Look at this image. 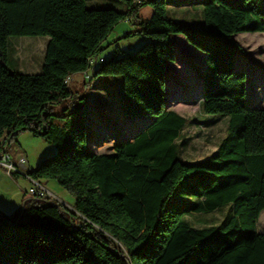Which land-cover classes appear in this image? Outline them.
<instances>
[{"label":"trees","instance_id":"obj_1","mask_svg":"<svg viewBox=\"0 0 264 264\" xmlns=\"http://www.w3.org/2000/svg\"><path fill=\"white\" fill-rule=\"evenodd\" d=\"M123 2L119 11L90 9L87 0H0V159L25 133L53 144L57 154L27 177L56 182L81 216L41 197L24 200L13 217L0 211V264H264V108L248 105V75L235 64L244 55L235 36L264 33V0H202L203 30L171 18V0ZM147 6L153 13L143 19ZM125 20L149 42L102 58ZM175 35L204 55L201 110L228 117L216 149L192 163L181 160L178 143L187 120L166 101ZM13 36L49 37L42 73L9 70ZM78 73L122 77L123 115L151 123L110 153L88 151L86 96L83 109L50 108L73 99L67 80ZM187 196L193 201L182 206ZM224 207L217 225L184 219Z\"/></svg>","mask_w":264,"mask_h":264},{"label":"rangeland","instance_id":"obj_2","mask_svg":"<svg viewBox=\"0 0 264 264\" xmlns=\"http://www.w3.org/2000/svg\"><path fill=\"white\" fill-rule=\"evenodd\" d=\"M88 8L113 7L119 11L125 10L123 0H87ZM153 13L151 7L142 9L143 19H149ZM168 14L175 20L187 22L198 30L204 28L202 0H171ZM139 27L125 20L121 22L109 36V47L102 52V58H119L124 53L135 54L137 50L149 42V39L137 34ZM128 33L132 36L125 38ZM236 41L243 47L244 55L237 56V70H244L248 75L247 96L250 107L264 108V33H241L235 36ZM48 36L39 37H10L8 41V67L11 72L34 75L43 70ZM176 61L167 66V98L168 109L174 110L187 120V127L180 133L178 143L181 146L180 158L183 162L201 161L216 149L227 132L228 117L205 114L200 107L202 99L201 74L204 68V55L193 47L183 35L172 37ZM73 99L64 100L50 106L56 114H61L66 108L70 110L83 109L82 95L86 96L85 111L87 119L88 151L110 153L113 146L125 138H132L146 129L151 120L145 118H129L123 115L122 77H102L91 79L82 73L71 77L69 83ZM214 121L210 125L207 122ZM19 139V146L12 148V158L17 153H24L27 170L36 169L47 158L57 154L58 150L31 133ZM27 137V138H24ZM15 161V160H14ZM17 162V161H15ZM33 186V183L30 184ZM46 188L45 184H42ZM27 193L13 192L2 187L0 182V198L9 200L12 205L20 202L17 213L21 214L23 201L33 198ZM47 197L78 214L73 208L74 198L65 190L68 198L47 186ZM63 198V199H61ZM179 200V199H177ZM182 204L190 203L193 199L187 196ZM13 206V207H14ZM167 208H170V203ZM14 210V209H12ZM10 212V211H9ZM229 213V208L207 214H188L184 219L195 228L209 227L220 224ZM11 211L7 216L13 217ZM80 216V215H78ZM81 217V216H80ZM257 231L264 234V212L261 214Z\"/></svg>","mask_w":264,"mask_h":264},{"label":"crops","instance_id":"obj_3","mask_svg":"<svg viewBox=\"0 0 264 264\" xmlns=\"http://www.w3.org/2000/svg\"><path fill=\"white\" fill-rule=\"evenodd\" d=\"M25 136L22 135L21 138ZM27 138V137H24ZM25 157L24 153H17L14 156V160L19 162L21 158ZM28 168H26V170L24 171H20L17 172V177L14 179L11 177L10 174L7 173V171L2 168L0 169V182L2 183V187H5L6 190L8 191H13L15 192H19L22 193L25 192L27 193V187L31 188L30 184H32V179L27 177V170ZM41 182V184H45L46 188L47 186H51L52 189H54L55 191H57L61 197L64 198H68V195L66 194L65 190L62 189L56 182L54 181H44V180H39ZM63 199V198H61ZM21 203L18 202L14 205H12V203L9 200H4V198H0V211L3 212L4 214L8 215L11 211L13 212V214H15L18 211V208L20 207ZM14 206V207H13ZM14 209V210H12ZM10 211V212H9ZM11 214V215H13Z\"/></svg>","mask_w":264,"mask_h":264},{"label":"built area","instance_id":"obj_4","mask_svg":"<svg viewBox=\"0 0 264 264\" xmlns=\"http://www.w3.org/2000/svg\"><path fill=\"white\" fill-rule=\"evenodd\" d=\"M85 76L87 75L85 74ZM70 81L71 78L67 80V83L69 84ZM0 165L7 171L8 174L11 175V173H17L26 170V158L23 157L19 162H15L11 155L6 154L1 157ZM32 183L33 186L29 189V194L34 197L49 198L47 197L46 188L42 186L40 181L32 180Z\"/></svg>","mask_w":264,"mask_h":264}]
</instances>
